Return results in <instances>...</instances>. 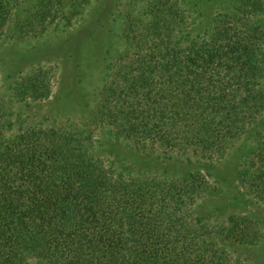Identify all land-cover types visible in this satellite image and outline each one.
I'll return each instance as SVG.
<instances>
[{
  "label": "trees",
  "instance_id": "trees-1",
  "mask_svg": "<svg viewBox=\"0 0 264 264\" xmlns=\"http://www.w3.org/2000/svg\"><path fill=\"white\" fill-rule=\"evenodd\" d=\"M243 18L219 15L190 48L187 32L158 31L90 114L86 99L84 127L0 104V264H241L264 238V32ZM32 83L9 101L48 96ZM120 144L168 165L119 167L106 149ZM237 154L236 202L212 222L206 175L176 166Z\"/></svg>",
  "mask_w": 264,
  "mask_h": 264
},
{
  "label": "rangeland",
  "instance_id": "rangeland-1",
  "mask_svg": "<svg viewBox=\"0 0 264 264\" xmlns=\"http://www.w3.org/2000/svg\"><path fill=\"white\" fill-rule=\"evenodd\" d=\"M238 12L245 15L243 22L264 32V0H0V104L8 111L21 110L20 121L48 117L59 126L84 127L86 99L90 114L108 86L107 77L121 82L119 75L137 60L139 51L142 58L159 42L158 31L169 25L175 34L187 32L191 39L181 45L190 48L211 31L219 15ZM33 79L32 84L48 96L28 105L11 103V86ZM106 151L119 167L168 165L121 144ZM238 156L176 166L178 171L199 169L206 175L214 194L208 196L204 212L212 222L222 212L231 213L236 202L235 173L246 159ZM239 205L238 211L251 210L247 204ZM255 213L264 223V208ZM239 256L241 264H264V238L260 244L241 247Z\"/></svg>",
  "mask_w": 264,
  "mask_h": 264
}]
</instances>
